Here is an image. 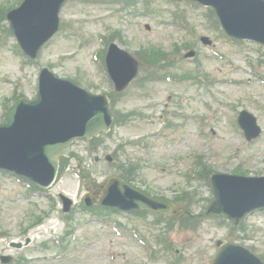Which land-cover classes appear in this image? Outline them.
<instances>
[{
	"label": "rangeland",
	"instance_id": "374dc122",
	"mask_svg": "<svg viewBox=\"0 0 264 264\" xmlns=\"http://www.w3.org/2000/svg\"><path fill=\"white\" fill-rule=\"evenodd\" d=\"M12 2L15 4L16 0H0V6ZM121 6L116 0L69 1L61 11V21L69 23L70 27L48 41L32 64H25L23 57L14 50L12 36L4 33L5 44L0 41V118L5 113L4 104L13 98L15 90L28 97L37 94L42 67H49L62 77L78 78L83 87L95 93L111 91L112 84L94 59L95 51L104 47L100 36L106 32H116L115 41L131 52L144 47L173 52L175 45L183 46L189 41L195 46L192 50L199 52L197 58L201 66L196 65L195 59L185 56L191 50L181 48L174 71L208 72L211 76H219L220 81L214 88L195 82L132 83L117 102L116 109L139 113L126 124L114 125L98 147L77 142L74 152L81 158V172L78 167L74 168L79 164L72 158L64 174L45 192L29 193L24 182L0 173V255L23 256L27 260L23 264H172L175 258L172 252L156 246L159 252L151 258L128 230L119 233L117 226L102 218L87 217L79 212L81 192L86 193L91 180L95 188H100L119 172L117 167L121 162L125 168L129 161L137 162L141 169L135 182L140 187L168 197L178 191H191L197 196L195 212L201 213L209 204L211 191L202 181L188 177V169L194 168L196 158L202 156L214 171L233 172L241 168L253 175L264 174V83L261 80L252 83L228 81L230 77L242 80L249 76L243 69L255 70L249 61L257 62L264 49L253 44L240 48L219 38L218 30L205 16L206 8L199 4L150 0L147 7L145 0H131L126 8L121 9ZM181 21L189 26L181 27ZM7 27L6 21L0 22V36ZM202 36L212 39L213 48L223 52L224 59L214 57V49L202 42ZM231 62L241 67L234 69L230 67ZM256 65L264 74V64ZM180 105L192 116L188 124L180 128L182 138L163 129L157 117L150 119L147 115L154 109L170 114ZM243 108L254 112L263 127V134L255 141L248 142L242 130L237 129L236 117ZM196 116H205V128L199 126ZM118 145L123 146L119 151L120 160L117 162L116 155L108 160L107 156H112ZM95 156H101V160L96 161ZM83 170L88 176L82 188ZM63 191L74 196L78 204L69 212L73 213L71 225L76 239L68 243L67 249L60 250L55 240L64 234L66 224L59 198ZM260 216H264V212L246 219L248 238L243 231H238L237 235L241 236L243 245L254 248L257 254H264V218ZM114 217L117 219L113 215L108 220L112 223L116 220ZM148 217L149 220H129L119 215L129 226L140 227L146 239L152 242V233L162 226L151 224L153 216ZM221 221L207 218L197 231L171 233L172 247L184 256L181 264H209L216 241L224 239L229 231V224ZM51 226L57 230L56 234L46 232ZM27 238L33 241L21 250L10 246L12 240L24 242ZM44 243L50 247H45ZM60 254L61 258H55Z\"/></svg>",
	"mask_w": 264,
	"mask_h": 264
},
{
	"label": "water",
	"instance_id": "95a60500",
	"mask_svg": "<svg viewBox=\"0 0 264 264\" xmlns=\"http://www.w3.org/2000/svg\"><path fill=\"white\" fill-rule=\"evenodd\" d=\"M232 5H234L233 2L225 3V7L228 9H232ZM232 15L247 22L256 20L260 24H264V11L261 13H255L254 11L245 10L241 5L237 4V6L232 9ZM71 87L72 85L70 83L65 82H50L49 84L47 83L44 85L42 96L40 97L39 102L37 103L38 107L35 110L36 115L30 124L32 126V132L26 137V141L31 142H23L20 145L19 150L28 154V157L30 155L38 157V162L35 165H33L30 160H25V163L30 171L44 172V174H41L43 183L49 182V175L45 173L49 169L51 170V167L56 169L58 154L66 152L70 143V139L58 143L52 141L55 139H66L72 132L81 130L82 120H85L88 115L87 112H83L82 118L77 117L75 112H81L83 110L75 107L77 103L76 93L70 89ZM16 113L17 110L12 111L9 117V122L7 123L8 125L10 122L18 119ZM18 120L21 122L20 119ZM83 126H88V129L85 132L88 133V135L97 130V128H92L91 120L84 121ZM12 136L13 132H11V129L9 128H5L2 131V136H0V138L5 141V146L9 150H13L14 148ZM38 139H41L44 142H37ZM223 177L224 176H220L215 180V190L218 200L211 208L212 210L224 212L229 216H234L241 215L246 210L257 207L262 203V200L252 199V196L248 192L238 189L237 186H232L237 184L238 178H227L225 182L226 184L218 185ZM117 184L122 186L119 182H117ZM228 190L237 195L241 202L240 205L236 202H234V206H225L223 204L224 193ZM237 197H235V199ZM151 202L155 203L154 201Z\"/></svg>",
	"mask_w": 264,
	"mask_h": 264
}]
</instances>
